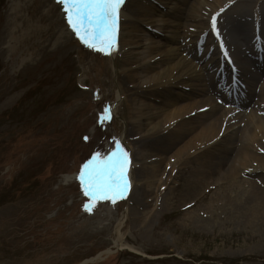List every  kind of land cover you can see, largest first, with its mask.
Here are the masks:
<instances>
[{"label":"rangeland","instance_id":"374dc122","mask_svg":"<svg viewBox=\"0 0 264 264\" xmlns=\"http://www.w3.org/2000/svg\"><path fill=\"white\" fill-rule=\"evenodd\" d=\"M185 1L180 5L181 18L164 16L166 11L156 1L142 2L144 10L156 8L176 23V28L164 30L156 24L153 32L149 30L151 37L169 45L170 31H175L178 45L186 49L188 66L203 68L207 76L217 57L222 64L239 58L240 71L248 69L250 76H256L259 88L264 51L251 55L242 41L234 46L227 32L228 24L239 16V6L231 4L216 13L215 29L212 23L201 28L190 19L199 0ZM65 7L58 0H0V264H264V186L257 187L258 193L247 185L259 175H244L231 191L214 185L192 191L191 173L198 168L194 159L178 164L169 183L165 163L193 133L165 154L162 142L142 143L144 133L131 119L134 90L120 91L118 84L126 75L123 46L118 44L121 13H129L128 0H123L114 21H107L111 30L105 31L103 23L98 29L89 26L86 37L83 31L80 36L73 31ZM139 18L141 22L147 17L142 12ZM139 21L136 26L141 28ZM51 22L56 23L54 35L42 38ZM258 28L264 30V23ZM222 34L233 42L227 51H206L220 44ZM138 38L136 34L128 41L133 44ZM141 43L144 48L148 44ZM163 68L160 64L154 71ZM241 72L236 71L234 78H244ZM208 80L209 93L196 98L212 103H220L224 95L236 100L247 86L241 79L230 92L225 78ZM164 95L151 104L161 107ZM193 101L177 98L174 107ZM252 103L240 107L223 101L213 116L204 119L207 124L227 111L220 134L232 110L240 112L219 135L221 141L226 136L224 143H231L224 153V169L237 165L242 153L264 155V139L255 143L249 139L250 127L243 122L230 124L249 112ZM166 117L153 123L160 129ZM245 143L249 145L242 148ZM113 153H126L122 163H113ZM147 153L162 157L165 176L160 172L155 181L146 180L142 167L147 165ZM64 177L73 178L66 182ZM100 178L105 185L96 184ZM90 187L105 191L92 197L85 194ZM95 199L97 207L86 209ZM121 219V247H117L113 240Z\"/></svg>","mask_w":264,"mask_h":264},{"label":"bare ground","instance_id":"6f19581e","mask_svg":"<svg viewBox=\"0 0 264 264\" xmlns=\"http://www.w3.org/2000/svg\"><path fill=\"white\" fill-rule=\"evenodd\" d=\"M143 1L128 0L129 13H122L120 42L118 44L123 46L121 62L122 69L126 73V75L120 77L118 84L120 91L124 92L127 87H131L134 90L133 103L130 105L131 119L137 131L144 133V138L142 139L144 141L142 143L147 145L150 140L162 142L163 149L161 151L162 154H165L171 147L177 146L182 141L181 138L186 134L193 133L191 138L186 140L181 148L174 153L173 157L165 163V170H167L166 173L169 175L167 183L174 176L178 164L180 165L183 162L186 163L190 159H194L199 169H193L191 173L190 190L192 191L209 189L211 185L224 191H231L235 188V181H238L244 175L252 178V174L259 176H256V179H250L247 185L251 189H257V192L260 191L257 187L264 186V155L251 156L241 152L237 165H230L229 168L225 169L224 167L222 168L225 158L224 153L230 151L229 145L231 143L229 141L224 143L226 136L221 141L219 135H222L223 132L230 128L225 126L226 123L233 122L234 118H239L240 112L237 109L232 110L233 112L230 113L231 115L224 122V130L220 134L218 131L223 127L227 111L223 110L207 124L204 123V119L213 116L215 108H218L223 101L244 107V105L247 106L250 102L252 103L251 99L253 98L250 111L241 113L240 120L238 119L237 122L230 124L234 126L238 122H243V126L251 128V137L249 139H254L255 143H259L258 139H264V116L260 114L264 112V79L259 88H256L257 77L250 76L248 69H245L244 73L240 71L243 65L239 58L238 61L235 60L233 62L226 59L222 64L220 57H217L218 61L209 76L202 72L203 68L188 66V58L183 53L186 49L178 45L175 31H170L169 39H171V43L169 45L154 40L150 34L153 32L152 28L157 27L158 24L162 30L171 26L176 28V23H171L169 18L164 16L181 18L182 8L180 5L186 1L153 0L158 2V6L166 11L164 16L162 14L163 11L156 8H148L149 6H147L144 10ZM231 4L239 6L237 20L231 21L227 26V32L231 35L230 39L232 38L231 41L235 42L234 46H238L237 41H242L246 45L247 52L251 55L264 51V38H261L264 36V30L263 28H258L259 23H264V14L259 15L257 12L258 10H264V0H199L198 4L192 8L190 14L192 24L201 28L211 26L212 17ZM142 12L147 18H141L140 22L139 16ZM157 12H159V15H156ZM138 21L141 28L136 26ZM55 26L56 23L51 22L48 29L42 33V38L52 37L55 33ZM143 27H146V29H143ZM136 34L140 38L133 44L129 43L128 40L131 36ZM222 35L219 36L220 44L210 46L206 51H227V47H230L233 42H230L229 39L227 40L224 34ZM142 40L148 42L145 48L141 43ZM196 42L199 41L197 40ZM160 64L164 65V68L159 72H155L154 69ZM228 67L231 68L228 69ZM226 69L228 71L231 69L230 76L227 75L228 71ZM236 71L241 72V75L245 77L234 78L236 77L234 76ZM207 77L212 81L218 82L225 78L226 90L229 89L230 92L236 90V83L241 79L247 86H245L244 92L242 90L239 91L236 100L224 95L223 101L212 103L208 98H196L209 93L211 86L207 83V81L209 82ZM124 79L130 85H127ZM143 87L147 91L142 90ZM173 88L176 90L171 91ZM215 91H218V88ZM164 93L161 107H155L151 104V101L161 97ZM177 98H194V101L187 105L174 107ZM257 110L260 113L257 114ZM160 116L167 117L164 125L159 129L153 123V120ZM235 130H238V128H235ZM248 145L247 143L242 144V148H246ZM262 153L264 154V151ZM147 160V165L142 167L146 180L155 181L154 179L158 177L160 172L161 175L165 176V170L162 169V157L157 156V154L147 153ZM206 164L209 166L208 169L202 170ZM167 166L169 167L167 168ZM70 180V177H64V181L68 182ZM96 184L102 186L106 182L103 178H100L96 181ZM149 184L152 183L149 182ZM262 188L264 189V187ZM262 201L264 202V198H262ZM96 207L97 199L90 205V210ZM147 216L145 214L141 220L145 221ZM122 222V219L119 220L115 230L113 243L117 247H121L120 227Z\"/></svg>","mask_w":264,"mask_h":264},{"label":"snow or ice","instance_id":"6c2138e0","mask_svg":"<svg viewBox=\"0 0 264 264\" xmlns=\"http://www.w3.org/2000/svg\"><path fill=\"white\" fill-rule=\"evenodd\" d=\"M58 2L66 5L64 11L68 14V22L73 28V31H75L78 36H80L81 31H83L84 37H86L88 34V24L103 23L105 31L111 30V24L107 23V21L109 19L114 21L116 9L123 2V0H58ZM85 17H87V24L85 23ZM215 23L216 17L213 16V29H215ZM84 37L81 38L83 39ZM105 114H107V109L105 110ZM125 155L126 153H121L120 156H117L116 153H113L112 157H116V159L113 160V163H116L117 161H121L122 163L121 157ZM112 157H110V159H112ZM81 175H83V173ZM98 191L103 194L105 190L90 187L85 194L95 197ZM119 194L120 193H116V195ZM85 207L86 209L90 208V205H85Z\"/></svg>","mask_w":264,"mask_h":264}]
</instances>
